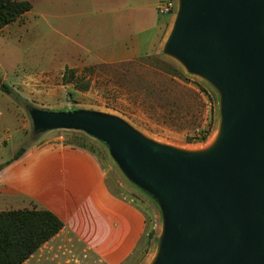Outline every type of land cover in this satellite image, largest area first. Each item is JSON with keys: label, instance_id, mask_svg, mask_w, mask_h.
I'll use <instances>...</instances> for the list:
<instances>
[{"label": "water", "instance_id": "1", "mask_svg": "<svg viewBox=\"0 0 264 264\" xmlns=\"http://www.w3.org/2000/svg\"><path fill=\"white\" fill-rule=\"evenodd\" d=\"M161 54L219 97L206 148L155 142L93 110L29 107L33 136L82 132L158 207L150 264H264V0H176Z\"/></svg>", "mask_w": 264, "mask_h": 264}, {"label": "crops", "instance_id": "2", "mask_svg": "<svg viewBox=\"0 0 264 264\" xmlns=\"http://www.w3.org/2000/svg\"><path fill=\"white\" fill-rule=\"evenodd\" d=\"M17 1H28L32 8L0 31V52L20 41L24 46L20 34L12 40L11 33L29 14L49 19L51 29L66 42L68 35L82 36L81 45L59 49L60 55L53 52L47 67L34 76L19 77L9 85L0 74L20 98L24 91L20 86L54 83L66 70L118 66L161 54L175 18V13L165 19L156 12L166 0H35L37 10L31 0ZM13 108L0 100V212L35 207L62 223L61 230L22 264H108L107 259L110 264H137L155 230L148 206L122 191L105 163L102 166L92 154L66 145L61 137L50 135L44 144L26 149L12 161L27 128L25 115L20 117ZM16 115L11 123L8 116ZM3 123L7 126L1 131ZM10 127L13 130L6 135ZM16 136L18 149L5 158L2 146ZM154 255L144 264H150Z\"/></svg>", "mask_w": 264, "mask_h": 264}, {"label": "rangeland", "instance_id": "3", "mask_svg": "<svg viewBox=\"0 0 264 264\" xmlns=\"http://www.w3.org/2000/svg\"><path fill=\"white\" fill-rule=\"evenodd\" d=\"M31 1L37 10L39 5L35 0ZM167 17L164 16L165 19ZM55 28L60 29L58 26ZM15 29V33H11V39L14 40L20 34L25 40L24 46H19L23 42L20 41L10 48L3 46L0 52V74L7 78L9 85L14 79L34 76L47 67L53 52L56 55L60 52L59 49L66 46L74 49L75 43L81 45L82 36L68 35L69 41L66 42L55 29H51L49 19L42 21L34 14H29L24 19V24ZM83 53L86 51L83 50ZM178 71L184 76L176 74ZM20 91H23V98L18 95L17 100L1 93L0 100L9 102L20 117H26L27 128L21 147H38L44 144L48 140L46 137L50 135L61 137L66 145L92 154L95 161L102 166L105 163L118 177L122 191L148 206L153 213L155 230L150 234L144 251L139 254L137 264L146 263L156 252V237L162 227L157 205L125 179L100 142L84 133L56 130L33 136L27 110L29 107L45 110L75 108L103 112L121 118L155 142L184 149H203L218 133V94L203 79L187 74L177 61L162 54L145 57L135 63L75 70L73 79L66 73L54 83H30L20 86ZM16 118L17 115L8 116L11 123ZM3 124L1 131L7 126ZM7 130L9 131L6 135H9L13 129L10 127ZM23 135L14 137L6 146H2L5 158L18 149L17 142ZM202 135L205 140L200 141ZM144 256L147 258L144 259ZM107 262L110 264L108 259Z\"/></svg>", "mask_w": 264, "mask_h": 264}, {"label": "trees", "instance_id": "4", "mask_svg": "<svg viewBox=\"0 0 264 264\" xmlns=\"http://www.w3.org/2000/svg\"><path fill=\"white\" fill-rule=\"evenodd\" d=\"M31 8L28 1L0 0V31L20 21ZM66 73L71 79L74 78V71L66 70L64 76ZM176 74L184 76L180 71ZM0 92L19 99L17 93L1 78ZM203 140L204 135L200 137V141ZM25 150V147H20L11 160L18 159ZM61 228L62 223L55 215L35 207L0 212V264H22Z\"/></svg>", "mask_w": 264, "mask_h": 264}, {"label": "built area", "instance_id": "5", "mask_svg": "<svg viewBox=\"0 0 264 264\" xmlns=\"http://www.w3.org/2000/svg\"><path fill=\"white\" fill-rule=\"evenodd\" d=\"M175 11H176V0H166L160 2L156 7V12L160 16L171 15L175 13Z\"/></svg>", "mask_w": 264, "mask_h": 264}, {"label": "bare ground", "instance_id": "6", "mask_svg": "<svg viewBox=\"0 0 264 264\" xmlns=\"http://www.w3.org/2000/svg\"><path fill=\"white\" fill-rule=\"evenodd\" d=\"M215 138V137H214ZM213 142V141H212ZM212 142H210V144L212 143ZM185 150H189V151H192V150H197V149H195V148H185Z\"/></svg>", "mask_w": 264, "mask_h": 264}]
</instances>
